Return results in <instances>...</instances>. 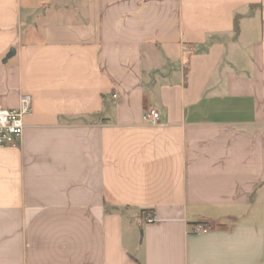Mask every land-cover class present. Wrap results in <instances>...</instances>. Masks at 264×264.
<instances>
[{
    "label": "crops",
    "instance_id": "obj_1",
    "mask_svg": "<svg viewBox=\"0 0 264 264\" xmlns=\"http://www.w3.org/2000/svg\"><path fill=\"white\" fill-rule=\"evenodd\" d=\"M23 94L0 264H264V0H0Z\"/></svg>",
    "mask_w": 264,
    "mask_h": 264
},
{
    "label": "built area",
    "instance_id": "obj_2",
    "mask_svg": "<svg viewBox=\"0 0 264 264\" xmlns=\"http://www.w3.org/2000/svg\"><path fill=\"white\" fill-rule=\"evenodd\" d=\"M192 50V48H189ZM32 111V97L23 94L19 105L15 108H6L0 103V147L18 146L22 142L25 117ZM144 119L152 122H160V113L151 109L144 114ZM148 221H154V215L147 217ZM212 226L208 223H198L194 226L195 232H207Z\"/></svg>",
    "mask_w": 264,
    "mask_h": 264
},
{
    "label": "water",
    "instance_id": "obj_3",
    "mask_svg": "<svg viewBox=\"0 0 264 264\" xmlns=\"http://www.w3.org/2000/svg\"><path fill=\"white\" fill-rule=\"evenodd\" d=\"M14 54H15V49H12V50L10 51V53L7 55V58L11 57V56L14 55Z\"/></svg>",
    "mask_w": 264,
    "mask_h": 264
}]
</instances>
